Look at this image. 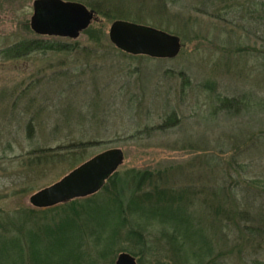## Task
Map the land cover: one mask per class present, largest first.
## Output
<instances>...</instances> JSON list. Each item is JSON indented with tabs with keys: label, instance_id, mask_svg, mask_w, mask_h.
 <instances>
[{
	"label": "rangeland",
	"instance_id": "374dc122",
	"mask_svg": "<svg viewBox=\"0 0 264 264\" xmlns=\"http://www.w3.org/2000/svg\"><path fill=\"white\" fill-rule=\"evenodd\" d=\"M34 1L0 0V264H116L122 252L180 264L175 231L177 250L202 254L182 264H264V0H65L96 11L76 39L34 31ZM117 20L177 35L181 52L127 53L110 39ZM29 40L58 49L6 51ZM111 148L125 153L111 183L33 206ZM161 191L202 229L184 244ZM78 212L81 234L57 229Z\"/></svg>",
	"mask_w": 264,
	"mask_h": 264
},
{
	"label": "water",
	"instance_id": "95a60500",
	"mask_svg": "<svg viewBox=\"0 0 264 264\" xmlns=\"http://www.w3.org/2000/svg\"><path fill=\"white\" fill-rule=\"evenodd\" d=\"M96 17L85 4L65 0H35L31 27L40 34L76 39ZM110 39L130 54L174 58L182 49L181 38L164 30L129 21L111 24ZM121 148H111L91 157L54 184L34 193L30 201L38 208H49L97 193L124 163ZM116 264H138L128 253L119 254Z\"/></svg>",
	"mask_w": 264,
	"mask_h": 264
},
{
	"label": "trees",
	"instance_id": "16d2710c",
	"mask_svg": "<svg viewBox=\"0 0 264 264\" xmlns=\"http://www.w3.org/2000/svg\"><path fill=\"white\" fill-rule=\"evenodd\" d=\"M66 46L67 45H64V47H59V48L60 49L66 48ZM44 48H47V49H58V47H56L54 45H47L45 42H43L41 40H29V41H23V42H20L18 44H15V45L9 47L6 51L10 54V56L12 58H17V57L27 56V55L31 54L32 52H35L36 50H43ZM233 104H234V102L232 100H228L227 99V100L223 101L222 106H223V109L224 108L226 109V108H231L233 106ZM175 120L176 119H174L173 117H169V119L164 123V126H167V127L173 126L175 124V122H176ZM116 176H117V173H115L113 176H111L108 179L107 183H111ZM146 176L147 175H144L142 178L134 181L135 186H136L135 190H140L139 185L142 184V182L145 180ZM143 178H144V180H143ZM159 195L161 196V198L162 197H164L165 199L168 198V200L171 201V202H169L170 203L169 205H170L171 208H175V209L178 208L177 215L175 217L172 216L168 221L170 223L174 224V230H175V223L176 222H179V224H180V226L182 228V231H183V234L181 235V240L183 241V244L186 242V240H184V236L186 234H190V235L197 236L199 230H202V229L201 228H197V227H193L192 228V226H191L192 225L191 224L192 221L190 220L191 219L190 216H184L183 215V211L185 210L184 209V205L181 204V205H178L177 206V205H174L172 203L173 200H176L177 199V197H175V195L174 194H171L169 191H161V193ZM230 195L232 197V193H230ZM179 198L181 199L182 196L181 197L179 196ZM91 199H94V197L85 198V199H81V200L86 201V202H89ZM93 206H95V205L92 204V205L88 206L87 207L88 208V211ZM73 210H78V209L74 208ZM174 218H176V219H174ZM82 221H83V219L81 220L80 213L78 212L75 216L68 217L66 219V221H65L64 224L57 225V229L60 232L61 231H68V232H70L72 230V235L73 234H77V236H78V234H81V232H82L81 231ZM122 225L123 224H122V221H121L119 223L120 228L122 227ZM66 226H67V229L65 228ZM175 233H176V231L170 237H168V243L172 247V249L175 250L176 253H178V255H179L178 258H179V261L181 262L180 264H182V259L183 258L181 257V254L184 253V252H186V254H187V252L190 251L191 246H188V248L185 251H183L182 249L181 250H177L175 248L177 246L176 243H175L176 242V238L174 237ZM192 240H193V238H192ZM51 244L53 245V248H54L56 242H52ZM197 244H198V242H195L194 252L190 251L194 256H196V258L202 255V254H200V252H197V250H196ZM41 253L43 254V251ZM185 262H186L185 264H188V261L187 260H185Z\"/></svg>",
	"mask_w": 264,
	"mask_h": 264
}]
</instances>
